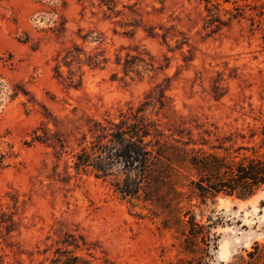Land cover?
Listing matches in <instances>:
<instances>
[{
	"label": "rangeland",
	"instance_id": "rangeland-1",
	"mask_svg": "<svg viewBox=\"0 0 264 264\" xmlns=\"http://www.w3.org/2000/svg\"><path fill=\"white\" fill-rule=\"evenodd\" d=\"M155 85L163 106L146 113L167 133L235 160L264 152V0H0V212L16 222L0 264L63 251L93 264H264V186L191 198L216 240L195 258L154 203L72 168L86 118L116 119Z\"/></svg>",
	"mask_w": 264,
	"mask_h": 264
},
{
	"label": "trees",
	"instance_id": "trees-1",
	"mask_svg": "<svg viewBox=\"0 0 264 264\" xmlns=\"http://www.w3.org/2000/svg\"><path fill=\"white\" fill-rule=\"evenodd\" d=\"M90 60L98 63L96 58ZM162 97L163 89L155 85L148 101L134 109L129 107L116 119L86 118L72 168L107 182L123 199L154 203L164 216L163 224L184 236L183 251L200 258L208 255L216 240L211 225L197 220L191 207L219 194L240 199L256 194L264 186V152L256 154L251 147L252 155L235 160L229 152L207 151L195 147L190 137L167 133L160 118L146 113L150 104L163 106ZM34 139L45 140L39 135ZM193 197L200 203L189 204ZM198 216L202 217L201 213ZM15 228L13 212H0V239ZM51 264L93 263L63 251Z\"/></svg>",
	"mask_w": 264,
	"mask_h": 264
}]
</instances>
